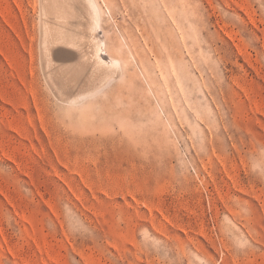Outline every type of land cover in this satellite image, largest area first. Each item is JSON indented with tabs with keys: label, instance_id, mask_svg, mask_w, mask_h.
Here are the masks:
<instances>
[{
	"label": "rangeland",
	"instance_id": "374dc122",
	"mask_svg": "<svg viewBox=\"0 0 264 264\" xmlns=\"http://www.w3.org/2000/svg\"><path fill=\"white\" fill-rule=\"evenodd\" d=\"M97 1L107 131L42 117L39 0H0V264H264V0Z\"/></svg>",
	"mask_w": 264,
	"mask_h": 264
},
{
	"label": "bare ground",
	"instance_id": "6f19581e",
	"mask_svg": "<svg viewBox=\"0 0 264 264\" xmlns=\"http://www.w3.org/2000/svg\"><path fill=\"white\" fill-rule=\"evenodd\" d=\"M38 6V31L33 21L28 24L23 20L29 56L28 91L33 102H39L42 117L47 114L56 124L80 122L88 128L101 120L107 131L114 115L129 112L117 108V97L131 83V75L124 77L127 68L121 57L98 36L99 30H104L98 1L39 0ZM0 16L11 25L4 12L0 11ZM84 126L71 128L83 133Z\"/></svg>",
	"mask_w": 264,
	"mask_h": 264
}]
</instances>
